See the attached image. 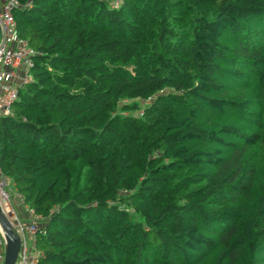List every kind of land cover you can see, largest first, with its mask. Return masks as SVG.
<instances>
[{
    "label": "trees",
    "instance_id": "16d2710c",
    "mask_svg": "<svg viewBox=\"0 0 264 264\" xmlns=\"http://www.w3.org/2000/svg\"><path fill=\"white\" fill-rule=\"evenodd\" d=\"M16 1L0 169L38 264H264V0Z\"/></svg>",
    "mask_w": 264,
    "mask_h": 264
},
{
    "label": "built area",
    "instance_id": "2783aa9c",
    "mask_svg": "<svg viewBox=\"0 0 264 264\" xmlns=\"http://www.w3.org/2000/svg\"><path fill=\"white\" fill-rule=\"evenodd\" d=\"M16 0H0V117L13 115V104L18 99L20 89L33 81L32 68L38 51L17 33L14 8H19ZM140 110L139 115H143ZM14 184L0 169V209L8 220L13 232L20 238V252L16 264H38L43 251L38 247V234L45 233V218L24 203L18 192L19 201L26 207L28 220H23L13 205ZM29 236L32 245H29ZM7 243L0 226V264H4Z\"/></svg>",
    "mask_w": 264,
    "mask_h": 264
},
{
    "label": "water",
    "instance_id": "95a60500",
    "mask_svg": "<svg viewBox=\"0 0 264 264\" xmlns=\"http://www.w3.org/2000/svg\"><path fill=\"white\" fill-rule=\"evenodd\" d=\"M0 226L4 232L7 243L6 257L4 264H16L20 252L21 240L13 232L11 226L0 209Z\"/></svg>",
    "mask_w": 264,
    "mask_h": 264
},
{
    "label": "rangeland",
    "instance_id": "374dc122",
    "mask_svg": "<svg viewBox=\"0 0 264 264\" xmlns=\"http://www.w3.org/2000/svg\"><path fill=\"white\" fill-rule=\"evenodd\" d=\"M17 189L15 188V186L13 187V190H12V200H13V205H14V208L16 210V212L18 213V215L25 221H27L28 219L27 218H24L23 217V214L25 213L26 214V207L21 203L19 202V199H18V196H17ZM29 245H32V241L30 239V236H29ZM39 247V246H38Z\"/></svg>",
    "mask_w": 264,
    "mask_h": 264
},
{
    "label": "crops",
    "instance_id": "0c3cea01",
    "mask_svg": "<svg viewBox=\"0 0 264 264\" xmlns=\"http://www.w3.org/2000/svg\"><path fill=\"white\" fill-rule=\"evenodd\" d=\"M19 202H20V201H19ZM23 217L28 219V215H27V213H26V214L24 213V214H23Z\"/></svg>",
    "mask_w": 264,
    "mask_h": 264
}]
</instances>
